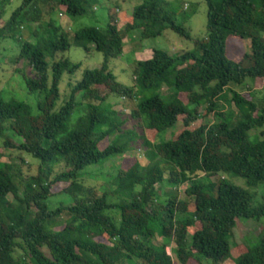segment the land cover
Returning a JSON list of instances; mask_svg holds the SVG:
<instances>
[{"label":"trees","instance_id":"trees-1","mask_svg":"<svg viewBox=\"0 0 264 264\" xmlns=\"http://www.w3.org/2000/svg\"><path fill=\"white\" fill-rule=\"evenodd\" d=\"M49 2L50 15L59 8L77 19L87 15L96 0H22L0 27V44L6 39L18 44L16 61H23L32 73L23 75L25 89L36 95L32 107L0 96V141L38 163L37 175L21 190L24 160L16 174L11 165L0 162V264H175L172 255L177 264H224L229 259L234 264H264V230L256 245H243L244 251L234 241L239 220L264 218V196L254 206L252 192L264 184V139L251 135L264 127V98L259 107L251 89L234 91L228 110L219 111L229 85L264 81V0H205L206 39L175 56L153 51L137 63L131 88L108 70L109 61L121 56L125 36L139 30L143 38L166 30L186 39L189 34L164 11L162 0H144L135 7L123 31L117 29V16L108 12L103 30L85 27L73 35L75 47L85 52L93 48L103 63L69 84L64 97L62 77L73 76L81 67L61 56L71 48L68 36L52 19L31 33L33 42L18 31L25 22L37 23L40 5ZM8 3L0 0V18ZM29 8L33 10L27 16ZM245 41L248 51L240 53ZM231 47H237L236 52ZM163 87L169 91L165 96ZM105 88L129 99L154 91L152 97H141L131 117L157 136L178 124L183 130L156 144L143 138L157 158L118 168L108 180L110 188L96 196L93 188L84 186V175L95 168L87 169L125 155L139 137L122 129L125 122L106 105L109 95L101 94ZM203 113L214 114L216 122L191 129ZM106 139L114 143L100 148ZM226 175L243 179L246 188L230 184ZM164 182L186 185L185 200H163ZM60 184L64 188L52 194L51 188ZM59 195L70 203L51 209L50 199ZM64 213L69 218L54 230ZM158 238L174 244L172 255L169 245L155 243Z\"/></svg>","mask_w":264,"mask_h":264},{"label":"rangeland","instance_id":"rangeland-1","mask_svg":"<svg viewBox=\"0 0 264 264\" xmlns=\"http://www.w3.org/2000/svg\"><path fill=\"white\" fill-rule=\"evenodd\" d=\"M9 3L5 6L4 14L0 18V27H3L9 20L12 12L20 6L22 0H8ZM164 1L163 9L171 15L176 24L182 25L186 32L189 34V39L180 37L170 30H166L161 36L143 38L141 36V30L131 32L125 36L123 40V51L119 58L111 59L108 63V70L116 77L118 83L125 87L134 86V73L136 65L139 61L149 59L153 51L163 50L172 56L177 54L192 51L195 49L194 43L196 41H203L207 37L206 25H207V5L205 0H162ZM144 0H96L90 6L89 13L84 17L77 19H70L64 13L63 9L56 8L53 14H49L50 2L45 5H40L42 11V17L40 20L32 23L22 24L18 31L25 41L33 42L31 33L38 29V25L46 26L49 19H52L55 26L60 25L62 31L68 36L71 48L61 55L64 59H68L72 64H80L81 67L73 76L64 75L60 83V90L62 97L69 93V84H74L80 81L82 74L86 70L100 69L103 63V56L101 53L96 52L93 48H90L89 52H85L83 49L77 48L73 45V35L85 27H97L103 30L107 23L108 12L116 17L117 29L123 31L125 26L131 22V15L135 7L142 5ZM95 6V8H94ZM32 8L27 10L26 15L32 14ZM124 15L125 21L121 20ZM66 16V17H65ZM228 40H231L230 38ZM249 47L248 42H243L240 46L242 51L247 52ZM232 48V47H231ZM237 47L232 48V52H236ZM19 53V46L12 40H2L0 44V96L6 101L16 100L23 102L29 106H33L36 100V95H28L23 82V75L32 76L31 70L23 61L17 62L16 57ZM240 53L234 55L233 58L238 59ZM250 81V82H249ZM249 82V83H248ZM251 89V93H256L255 102L259 107L262 106L264 98V81L257 80L251 82L247 80V84L243 87H237L234 84L229 85L225 90L226 100H221L219 103V111H227V102L231 99L234 91H240L247 93ZM166 87H163L162 95H167L169 91ZM102 95H109L106 105H111V108L119 116L120 120L125 123L122 126L123 130H131L137 134L135 142L132 143L131 148L123 156H116L105 162L102 166H92L87 170H92L90 173H86L83 177L84 186L86 188H93L96 196L102 195L103 190H108L110 185L108 180L112 175L115 174L117 169L126 170L131 167L135 162L141 165H146L149 162L156 159L155 153L146 148L143 145V138L152 143L156 144L161 140H169L174 137L177 133L183 130L181 124L176 125L163 135L157 136L152 132H148L141 125L139 120H135L131 117V112L135 109L136 104L140 101L141 97L149 98L152 97L155 92L147 91L142 95H135L133 99L122 97L114 94H110L109 89H102ZM246 95V94H245ZM182 100L186 101L184 95L181 96ZM249 98V97H248ZM233 110H235L232 107ZM78 114L73 116V123L78 119ZM198 121L191 125V129H195L200 125L212 124L216 122L214 114L209 116L202 115ZM260 132H264V127L260 130L252 132L253 137L264 139V136L260 137ZM114 143V139H106L100 148H105L107 145ZM21 160H24L23 168H20ZM0 162L8 163L13 167L12 172L16 174L18 168L22 172L21 177L23 184H20L21 190L24 187L25 182L29 180V177L37 175L38 163L15 149H7L4 147L3 142L0 141ZM98 167V168H97ZM62 166H60V169ZM57 169L56 171H58ZM224 178L232 185L246 188L245 181L240 178L232 176H224ZM218 178H213L216 181ZM64 188L63 184L57 185L51 188L52 194L58 193ZM186 185L175 186L167 182L162 185L161 196L163 200H167L169 197H176L178 200L184 201V191ZM255 194L254 206H258L262 203L264 196V184L258 186L257 189L252 190ZM67 196H55L50 199L49 206L51 209H56L60 205L69 204ZM192 205L189 206L188 210H192ZM69 215L64 213L60 216V221L56 222L54 230L59 229L64 222L67 221ZM264 230V218L258 222L239 220L235 229L234 241L239 244L240 251H244L243 245L254 246L259 240L260 233ZM101 242H107L105 239H98ZM156 244L169 245L166 249L169 254L170 248L174 246L171 241H167L162 238H158ZM172 255V254H171ZM173 261L177 264L175 257L172 255ZM188 264H194L192 261ZM224 264H234V261L229 259Z\"/></svg>","mask_w":264,"mask_h":264}]
</instances>
